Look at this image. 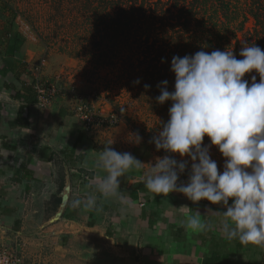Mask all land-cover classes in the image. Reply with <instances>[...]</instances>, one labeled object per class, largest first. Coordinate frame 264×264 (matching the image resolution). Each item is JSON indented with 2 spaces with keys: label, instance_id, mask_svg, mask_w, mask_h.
Instances as JSON below:
<instances>
[{
  "label": "crops",
  "instance_id": "1",
  "mask_svg": "<svg viewBox=\"0 0 264 264\" xmlns=\"http://www.w3.org/2000/svg\"><path fill=\"white\" fill-rule=\"evenodd\" d=\"M4 8L0 0V247L30 264H264V246L229 240L222 217L203 216L222 206L151 193L146 170L120 179L127 200L91 185L106 173L87 167L77 98L64 94L38 108L35 85L51 81L45 50ZM89 196L96 198L91 209L84 206ZM54 197L59 204L49 214L45 202ZM196 211L208 224L203 231L186 227Z\"/></svg>",
  "mask_w": 264,
  "mask_h": 264
},
{
  "label": "clouds",
  "instance_id": "2",
  "mask_svg": "<svg viewBox=\"0 0 264 264\" xmlns=\"http://www.w3.org/2000/svg\"><path fill=\"white\" fill-rule=\"evenodd\" d=\"M239 56L217 49L172 58L174 90L169 91L168 82L162 81L156 97L161 105L171 102L169 119L151 141L157 151L170 155L151 165L145 173V188L157 195L178 192L193 203L206 200L220 205L225 210L209 208L203 216L222 217L223 235L229 240L264 246V50L245 43ZM253 71L259 74L258 83L256 76L251 83L244 79ZM205 136L210 145H204ZM131 138L137 144L143 140L139 133ZM210 146L224 157L223 171L211 158ZM4 151L0 149V154ZM176 155L181 159L173 158ZM184 157L191 161V171L187 183H179L188 168ZM97 163L106 173L93 179L97 190L105 197L127 200L120 191V179L144 164L111 145L100 151ZM95 203V196H89L84 206L91 209ZM201 216L193 212L186 227L205 230L208 224Z\"/></svg>",
  "mask_w": 264,
  "mask_h": 264
},
{
  "label": "rangeland",
  "instance_id": "3",
  "mask_svg": "<svg viewBox=\"0 0 264 264\" xmlns=\"http://www.w3.org/2000/svg\"><path fill=\"white\" fill-rule=\"evenodd\" d=\"M1 1L5 5V13H10L12 19H21L30 29L37 44L44 48L45 57L47 59L46 63L48 62L47 70L50 74V82L55 83L58 81L66 90L74 89L76 92L78 90L80 95L85 97L89 96L90 99L87 102L97 111L99 109L98 114L100 117H103V119H109L113 115L118 117L119 121L117 125L112 127L96 125L89 130H85L86 132L84 131L87 141L89 142L86 147L88 151L86 156L90 157L87 161L88 168L91 166L94 169L100 168L97 163L98 157L100 151H102L106 145H111V147L118 152H130L136 159L144 164L140 170L146 171L150 170L151 165H154L157 158L170 155L163 150L157 151L154 143L151 142L152 137L157 135L159 130L162 129L163 123L168 121L169 110H165V114L160 115L162 109L158 108L155 110L152 104L151 106L146 105L145 103H147L146 101L148 99L142 96V88L145 87L143 71L147 69L148 66L155 65L154 63H156V65L162 64L161 66L164 69L163 73L168 72L170 75L172 74V58L168 56V47L165 49V51H167L164 52L165 55L159 58L161 49L157 50V57L156 53L152 54L149 49L152 45V39H150L149 42H147L145 37L137 40L134 39L139 36L140 23H143L141 24L143 27L145 18L150 15L149 13L142 12L138 14V16H140L139 21L132 25L131 23L133 21L131 15H129V8L126 12H119V10L115 12L114 18L115 15L120 14L119 26H125V31H127L126 34L129 33L131 35V32H133L134 36L131 40H128L129 42L127 45H125L126 41L123 35H120V40H106V42L102 44V48L108 55L110 64L103 69L95 71L90 64H85V60L69 56L70 52L68 51L69 49H84L85 45L77 42V36L79 35L78 32L82 33L86 28L89 29L90 26L88 25L87 19H93L95 17L92 13L93 7L91 5L89 8L87 3L81 8L79 4L75 1L71 2V0H65L63 3L61 0H55L53 5L50 3L51 0ZM261 8H263V5H261ZM172 12L174 13L172 14L173 19H175V17L178 16V11L172 9ZM57 14L61 15L58 19H55L58 20L59 23L52 21L51 18ZM114 27L113 25V28ZM256 27L255 21L251 18L246 25L245 33L239 34L238 43L234 42L235 51L233 50V53L237 59H240V57L238 58V53L244 44H250V41H253L251 35ZM191 28H193V26ZM94 29H96V27ZM65 35H67V37L69 35L70 40H72L71 36L74 35L75 43L67 42V40H63V38L61 39V37ZM151 35L153 36L154 32H151ZM152 36H150V38H153ZM42 37H44L47 42ZM259 39H264L263 33L260 34ZM185 44L186 41L184 40L182 46ZM44 46H48L50 49L47 50ZM161 47L163 46L159 44V48ZM136 63L140 64V67L136 68L137 72L133 73V75L128 74L130 72L128 67L132 64L136 65ZM142 63H144V66ZM250 76H256V72L254 71ZM137 81H139V83H137ZM148 88L149 90H153L151 87ZM66 94L73 95L68 92H66ZM121 109H123V111ZM116 110L121 113L122 118L116 115ZM132 133H139L143 138L142 142L139 144L133 142L131 138ZM203 143L204 145H210V140L207 136L204 137ZM210 156L217 162L218 170L223 171L225 159L218 151V148L210 146ZM173 158L177 160L181 159L178 155ZM183 159L188 161L186 172L190 175L191 161L187 157ZM132 170L133 169L129 170L127 173H132ZM58 204L59 200L56 197L50 201H46L45 205L49 207L46 209L47 212L49 214H54V209L57 208ZM29 246L33 247V245ZM36 246L42 248L39 245Z\"/></svg>",
  "mask_w": 264,
  "mask_h": 264
},
{
  "label": "trees",
  "instance_id": "4",
  "mask_svg": "<svg viewBox=\"0 0 264 264\" xmlns=\"http://www.w3.org/2000/svg\"><path fill=\"white\" fill-rule=\"evenodd\" d=\"M54 1L55 0H51L50 3L53 5ZM61 1L62 3L65 2V0ZM72 1L79 4L81 8L87 3L89 8L91 5L93 7L92 13L95 17L93 19H87L88 25L90 26L89 29L86 28L82 33L78 32L77 42L85 45L84 49H69V56L85 60V64H90L95 71L103 69L110 64L109 57L102 48V44H104L106 40H120V35H123L126 41L125 45H127L129 42L128 40L133 38V32H131V35L129 33L126 34L127 31H125V26H119L120 14L115 15V18L113 17L117 10H119V12H126L128 8L130 9L129 15H131L133 21L131 23L132 25L139 21L140 16H138V14L142 12L150 14L145 18L143 27L141 26L143 23H140L139 28L141 34H138L140 37L138 36L134 39L137 40L145 37L147 42L152 39V45L149 49L152 54L161 49L159 58L165 55L164 52H167L165 51L166 47H168L169 50V58H173L174 56L183 57L185 55L192 56L201 50L208 52L217 49L221 51L227 49L229 51H235L234 42H237L239 34L245 33L246 25L251 18L255 21L257 27L254 28L253 34L251 35L253 41H250V44L255 43L256 46L264 50V39H259L260 34H264V0H71V2ZM261 5H263V8H261ZM172 9L178 11V16L175 17V19H173L172 14L174 13ZM60 16V14L52 16V21L59 23V21L55 19H58ZM113 25L115 26L114 28ZM192 26L193 28H191ZM95 27L96 29H94ZM151 32H154L153 36ZM150 36L153 38H150ZM42 38L47 42L44 37ZM62 38L63 40H67V42L75 43L74 35L71 36L72 40L69 39V35L68 37L65 35L61 37V39ZM184 40L186 44L182 46ZM159 44L163 47L159 48ZM44 47H46L47 50L50 49L48 46ZM239 57L238 53V58ZM154 64L155 65L148 66L147 69L143 71L145 85H149L153 90L143 87L142 96L148 99L146 101L147 103H145L146 105L151 106L152 104L155 110L158 108L162 109L160 115H164L165 110H169L171 107V102H166L163 105L157 103L156 97L160 95V88L158 85L166 80L168 82V90L173 91L175 76L173 73L171 75L168 72L163 73L164 69L161 66L162 64ZM142 65L144 66V63H142ZM138 67H140L139 63L130 65L128 67L130 70L128 74L133 75V73H136V68ZM253 72L246 74L244 77L249 83H251L252 76L250 75ZM259 80V74L256 73V82L258 83ZM115 113L120 117L122 116L117 110Z\"/></svg>",
  "mask_w": 264,
  "mask_h": 264
},
{
  "label": "built area",
  "instance_id": "5",
  "mask_svg": "<svg viewBox=\"0 0 264 264\" xmlns=\"http://www.w3.org/2000/svg\"><path fill=\"white\" fill-rule=\"evenodd\" d=\"M35 91L38 95V108L44 109L49 106L51 101L59 96H62L68 93H72L74 97L77 98V107L76 112L79 116V119L81 121V124L84 128V130H89L96 125L98 126H114L118 124V117L113 115L109 119H103V117H100L98 114L99 112L94 109V107L90 106L87 102L90 98L89 96H82L76 90L64 89L59 82H38L35 85ZM188 173L185 172L180 175L179 183H187L188 181ZM94 178H97L96 176ZM93 178V179H94ZM93 179L89 180L91 185H96L93 183ZM0 264H30L27 262V260L18 254L17 252L10 250L6 247H0Z\"/></svg>",
  "mask_w": 264,
  "mask_h": 264
},
{
  "label": "water",
  "instance_id": "6",
  "mask_svg": "<svg viewBox=\"0 0 264 264\" xmlns=\"http://www.w3.org/2000/svg\"><path fill=\"white\" fill-rule=\"evenodd\" d=\"M69 187L67 186L66 190H65V195H64V198H63V206L65 205V203L67 202L68 200V197H69Z\"/></svg>",
  "mask_w": 264,
  "mask_h": 264
}]
</instances>
